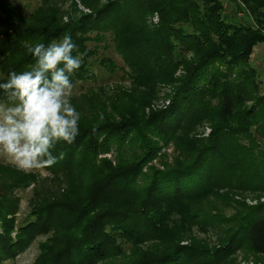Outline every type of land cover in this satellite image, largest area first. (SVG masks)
I'll list each match as a JSON object with an SVG mask.
<instances>
[{"label":"rangeland","instance_id":"374dc122","mask_svg":"<svg viewBox=\"0 0 264 264\" xmlns=\"http://www.w3.org/2000/svg\"><path fill=\"white\" fill-rule=\"evenodd\" d=\"M117 1L0 0V21L3 23L0 25V37L12 31L8 20L15 27H29L34 33L30 43H22L21 48L6 44L8 57H0V83L7 80L10 71H16L15 60L29 47L40 43L38 37H41V32L48 34L45 46L60 42L65 33H70L79 52L86 53L81 67L71 78L74 85L71 102L81 115L79 128L104 125L121 128L117 132L120 135L116 134L109 143V149L98 152L90 159L92 162L82 167L61 163L65 161L63 157L50 168L26 172L0 157V215H5L15 224L16 232L29 225L41 227V232L21 253L0 264H37L42 259L44 264H52L50 257L61 249L66 240L73 244L86 237L90 231L84 229L79 218L83 215L82 208L92 209L91 206L98 204V200L91 201L95 188L112 172H117L114 179L128 173L124 183L129 185L124 193L113 195L103 203L101 212H124L137 207L148 197L156 171L190 164L198 149L208 146L212 127L220 124L217 98L209 94L213 89L206 84L220 77L219 73L228 74L232 68L235 70L229 74L233 77L251 72L258 85L256 102L237 109L234 121H251L244 118L243 111L254 110L257 114L255 105L264 107V44H257L244 64L238 60L226 62L224 57L220 58L222 62L213 60V65L201 73L204 79L199 81L197 92L200 94L195 98L190 114L180 115L179 121L184 122L180 130L165 142L157 140V145L153 146L151 143L159 132L144 123L151 120L153 113L172 106L176 88L200 61L195 58V51L191 52L177 39V34L186 39L194 38V45L200 44L197 49L207 45L210 50L213 46L220 48L218 45L223 39L213 34L208 42L193 33L201 16L178 22L168 20L173 23L170 28L166 25L160 27V17L153 5H140V2L132 12L124 7L119 22L113 26L104 25L100 30H85L84 33L76 31V26L84 18L92 16L93 9H105ZM205 1L208 8L216 11L214 24L220 33L230 35L238 33L239 29L264 33V0H248V3L245 0ZM164 2L169 3V0ZM198 5L203 13L202 3ZM250 9L256 10V14L253 15ZM167 16L170 14L165 13ZM168 29L173 31L172 35ZM161 32L165 33L164 37H161ZM35 33L39 34L37 38ZM164 44L169 45L166 50ZM0 102L6 101L0 99ZM236 126H232L234 130H237ZM249 131L255 137L254 142L242 140L238 132H231V129L225 130L223 137L233 134L232 137L214 134L217 166L211 186L205 191L199 190L188 198L165 204H155L147 209L144 217L129 226L110 222L106 228L108 254L97 264H131L149 255L160 256L170 252L177 257L179 252L185 254L191 250L213 254L218 248L225 247V241L238 219L250 207L264 205V192L257 191H264V139L256 136V126L250 127ZM58 145L52 150L53 155L58 151ZM149 151L151 158L148 157ZM235 156L242 159L244 166L240 170L224 164ZM225 181L231 183V189L227 190ZM40 221L44 223L42 226ZM216 264L264 262L248 245H244Z\"/></svg>","mask_w":264,"mask_h":264},{"label":"trees","instance_id":"16d2710c","mask_svg":"<svg viewBox=\"0 0 264 264\" xmlns=\"http://www.w3.org/2000/svg\"><path fill=\"white\" fill-rule=\"evenodd\" d=\"M164 1L118 0L106 6L105 9H93L91 11L93 13L92 16L84 18L76 26V31L81 33H84L85 30H100V27L104 25L113 26L114 23L117 24L119 22L121 10L124 7L130 8L132 12L134 7H136V3L140 2V5H153V9L160 17V27L166 25L167 28H170L169 25H173L170 22L183 21L192 16H201L197 20L198 23L193 33L205 38L208 42H210L211 35L213 34L223 39L222 44L218 45L220 48L213 46V49L210 50V46L207 45L205 48L201 46L200 49H197L200 44L194 45V38L188 37L186 39L183 35L180 36L177 34V37H179L177 39L182 41L191 52L195 51V58H199L200 61L192 69L188 67L190 70L187 72L184 82L175 90L172 106L168 110L153 113L151 120L144 123V125L151 127V129H156L159 132L155 141L151 143L153 146L157 145V140L165 142L175 132L180 130L184 123L183 121H179L180 115L181 113L190 114L191 108L196 102L195 98L200 94L197 92L199 81L204 79L201 77V73L213 65V60L222 62L223 60L220 58L224 57L225 59L227 58L226 62L230 60L236 62L238 60L240 64H244L251 55L252 48L257 44H264L263 32L253 33L251 29H244L243 31L239 29L238 33H229L230 35L220 33L218 30L219 27L214 24L216 11L208 8V3L205 0H169V3L172 4H165ZM200 2L203 5V13L199 10L198 4ZM245 2L248 3L249 1L245 0ZM250 12L254 15L257 11L250 9ZM165 13H169L170 16L165 17ZM8 22L12 31L0 37V57L3 58L8 57V51L5 48L6 44L12 45V48H21L22 43H30V39L33 38L32 34H34L29 27L17 28L9 20ZM0 25H3L2 21H0ZM58 30L61 32V28ZM37 32L39 33V31ZM172 32L168 29L169 35H172ZM38 33H35V38L39 36ZM164 34V32H161V37H164ZM38 38H40V43L45 44V38H48V34L46 35L44 32H41V37ZM167 47L169 45L164 44L163 48L165 50ZM14 63L17 66H15L16 71L21 72L31 68L35 64V59L27 51L19 59L15 60ZM234 70V68L229 69L228 74L219 73L220 77L211 79V82L206 83L207 85H211L213 89L209 94L214 95L215 99L217 98L218 119L220 123L215 128L212 127L208 139V146H202L198 149L194 160L190 164L176 167L173 170L156 171L148 197L142 200L137 207L126 209L124 212H101V205L103 203H106L114 196L124 193L126 187L129 185L125 184L126 182L124 183L126 177L129 176L127 172H124L127 175L117 179H114L117 176L116 171L110 174L113 175L112 177L107 175L103 179V182L95 188L91 198V201L94 202L98 200V204L91 206L92 209L85 206V208H82L84 210L83 215L79 216L80 220L84 223V229L90 231L89 234L86 237H81L80 241L73 244H69L71 240H66L61 249L50 257L52 264H62L59 263L60 261H63V264H97L107 257L108 250L105 246L109 242V237L107 236L106 228L111 223L115 224L117 222L123 226L132 225L133 222H138L144 217L147 209L155 204H165V202L176 199L188 198L199 190L205 191L209 188L212 183V175L215 176L214 169L217 166L216 160L218 156L214 145V141H216L214 134L216 132L217 135L223 137V132L231 129V132H238L237 134H239L242 140L250 139L254 142L255 137L250 135L249 129L252 126H256L258 130L255 133L256 136L264 139V107L254 103L257 104L255 105V108L258 110L257 114L253 112L254 110H245L242 113V115L246 116L244 118H250L251 121H234L237 117V109L245 104L256 102L254 98L258 91V85L253 73L246 72L233 77L229 72H233ZM223 79L225 80L224 83L222 82ZM0 99L6 101L2 89H0ZM233 125H237L235 127L237 130L233 129ZM118 131H121L120 126L104 125L91 128H79V134L72 144L59 142L57 147L58 151H56L55 155L58 156L60 152L64 153L65 161L60 162L68 164L70 167L85 166L92 162L90 159L94 158L98 152L109 149V143L116 138V134L120 135V133H117ZM126 136H129V134ZM229 136L232 137L233 134L226 135L223 138ZM146 145L149 146V144ZM148 149H151V146ZM148 157L151 158V155ZM241 160L235 156L234 159L226 161L224 164L228 168L231 167L240 170L244 166ZM119 184L122 185L121 188ZM225 184L227 190L232 188L229 181H225ZM257 191L264 192L261 189H257ZM43 224L40 221V225L42 226ZM0 227V263L21 253L27 247L28 243L35 238L37 233L41 232V227H33L31 225L19 228L16 232L15 224L5 215H0ZM13 234H15L14 237L12 236ZM144 236H146L145 230ZM225 242V247L218 248L213 254L206 252L199 254V250H191L185 254L179 252L178 256L175 257L174 253L169 252L160 256L149 255L131 264H216L225 258V255L240 250L244 245H248L250 250L260 256L264 262V205L257 204L250 207L238 219L235 224V229ZM41 262V264H44L43 259Z\"/></svg>","mask_w":264,"mask_h":264},{"label":"clouds","instance_id":"9594fccd","mask_svg":"<svg viewBox=\"0 0 264 264\" xmlns=\"http://www.w3.org/2000/svg\"><path fill=\"white\" fill-rule=\"evenodd\" d=\"M28 52L35 64L21 72L10 71L0 83L6 97L0 102V157L26 172L58 163L64 153L53 155L55 145L72 144L78 136L81 115L71 102V76L86 55L79 52L70 33L48 46L36 43Z\"/></svg>","mask_w":264,"mask_h":264}]
</instances>
